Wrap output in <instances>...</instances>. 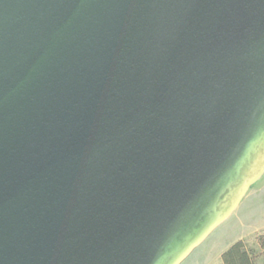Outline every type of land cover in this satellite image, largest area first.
Listing matches in <instances>:
<instances>
[{"label": "water", "instance_id": "water-1", "mask_svg": "<svg viewBox=\"0 0 264 264\" xmlns=\"http://www.w3.org/2000/svg\"><path fill=\"white\" fill-rule=\"evenodd\" d=\"M264 174V0H0V264H181Z\"/></svg>", "mask_w": 264, "mask_h": 264}, {"label": "rangeland", "instance_id": "rangeland-1", "mask_svg": "<svg viewBox=\"0 0 264 264\" xmlns=\"http://www.w3.org/2000/svg\"><path fill=\"white\" fill-rule=\"evenodd\" d=\"M264 233V174L253 184L232 215L219 225L183 264H214L221 250L242 241L254 253V264H264L257 238Z\"/></svg>", "mask_w": 264, "mask_h": 264}, {"label": "trees", "instance_id": "trees-1", "mask_svg": "<svg viewBox=\"0 0 264 264\" xmlns=\"http://www.w3.org/2000/svg\"><path fill=\"white\" fill-rule=\"evenodd\" d=\"M259 249L264 253V233L257 238ZM254 253L242 241L230 246L222 255L223 264H254Z\"/></svg>", "mask_w": 264, "mask_h": 264}, {"label": "crops", "instance_id": "crops-1", "mask_svg": "<svg viewBox=\"0 0 264 264\" xmlns=\"http://www.w3.org/2000/svg\"><path fill=\"white\" fill-rule=\"evenodd\" d=\"M195 250V249H194ZM193 250V251H194ZM226 251V249L225 250H221V252L219 253V256L216 258V261H215V263L214 264H223L222 263V261H221V255L224 253ZM192 254V253H191ZM184 263V261L181 263V264H183ZM207 264H209V263H207Z\"/></svg>", "mask_w": 264, "mask_h": 264}]
</instances>
